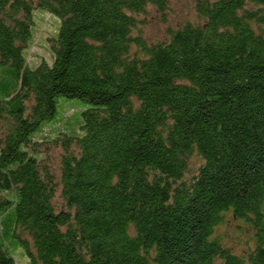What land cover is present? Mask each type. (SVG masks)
I'll list each match as a JSON object with an SVG mask.
<instances>
[{"label":"trees","instance_id":"obj_1","mask_svg":"<svg viewBox=\"0 0 264 264\" xmlns=\"http://www.w3.org/2000/svg\"><path fill=\"white\" fill-rule=\"evenodd\" d=\"M169 3L0 0V264L14 244L29 264H264V0H198L204 21L134 35ZM38 9L59 27L33 65ZM60 97L88 104L80 132ZM228 216L248 254L217 234Z\"/></svg>","mask_w":264,"mask_h":264},{"label":"rangeland","instance_id":"obj_2","mask_svg":"<svg viewBox=\"0 0 264 264\" xmlns=\"http://www.w3.org/2000/svg\"><path fill=\"white\" fill-rule=\"evenodd\" d=\"M197 1L170 0L169 9L165 15L160 13L154 6L148 7L147 12L137 14L136 17L139 19V23L134 35L142 33L149 43H156L168 40L170 38L169 31L182 26L186 22L200 23L204 21L196 10ZM249 7L258 8L255 5ZM261 9L264 13V5L261 6ZM38 10L40 11L35 12L33 41L27 50L28 61L33 65H37L42 60L51 62L52 53L48 39L57 33L59 27V20L55 16L48 12H41L45 11L43 9ZM258 26L264 27V23L256 25V27ZM87 107L88 104L79 98L60 97L57 104V116L59 119L71 117L69 120L70 125L67 126L69 132H80L81 112ZM69 112H72V114L70 115ZM76 127L78 129H75ZM56 130V125H50L41 133V136L53 137L56 135ZM42 151L43 156L47 157V161L51 163L53 171L59 174L61 147L43 142ZM250 229L240 219L228 216L227 221L218 227L217 234L220 235L226 246L233 248L236 253L244 255L248 254L249 246L252 245ZM13 254L19 264H29L28 256L19 245H13Z\"/></svg>","mask_w":264,"mask_h":264}]
</instances>
